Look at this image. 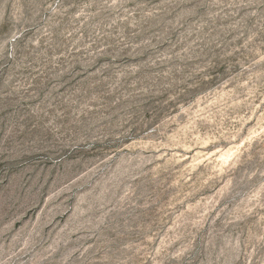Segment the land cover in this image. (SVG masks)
<instances>
[{
  "label": "rangeland",
  "instance_id": "1",
  "mask_svg": "<svg viewBox=\"0 0 264 264\" xmlns=\"http://www.w3.org/2000/svg\"><path fill=\"white\" fill-rule=\"evenodd\" d=\"M0 264H264V0H0Z\"/></svg>",
  "mask_w": 264,
  "mask_h": 264
}]
</instances>
